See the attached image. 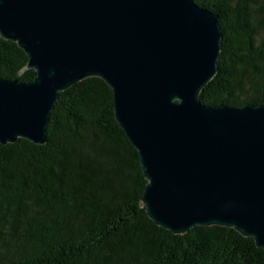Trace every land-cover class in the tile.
Segmentation results:
<instances>
[{"label": "water", "instance_id": "95a60500", "mask_svg": "<svg viewBox=\"0 0 264 264\" xmlns=\"http://www.w3.org/2000/svg\"><path fill=\"white\" fill-rule=\"evenodd\" d=\"M218 18L194 0H0V37L35 72L0 78V145L45 144L59 93L100 78L138 153L148 218L174 235L234 229L264 249V104L199 99L218 72Z\"/></svg>", "mask_w": 264, "mask_h": 264}, {"label": "trees", "instance_id": "16d2710c", "mask_svg": "<svg viewBox=\"0 0 264 264\" xmlns=\"http://www.w3.org/2000/svg\"><path fill=\"white\" fill-rule=\"evenodd\" d=\"M219 16L218 72L206 106L264 104V0H194ZM0 37V78L35 72ZM47 141L0 145V264H264V249L225 227L174 235L150 220L137 151L114 116L100 78L59 93Z\"/></svg>", "mask_w": 264, "mask_h": 264}]
</instances>
